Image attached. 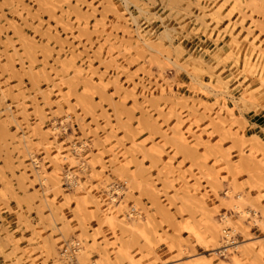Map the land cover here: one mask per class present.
I'll return each mask as SVG.
<instances>
[{
    "label": "rangeland",
    "instance_id": "rangeland-1",
    "mask_svg": "<svg viewBox=\"0 0 264 264\" xmlns=\"http://www.w3.org/2000/svg\"><path fill=\"white\" fill-rule=\"evenodd\" d=\"M262 133L264 0H0V264H264Z\"/></svg>",
    "mask_w": 264,
    "mask_h": 264
},
{
    "label": "built area",
    "instance_id": "built-area-1",
    "mask_svg": "<svg viewBox=\"0 0 264 264\" xmlns=\"http://www.w3.org/2000/svg\"><path fill=\"white\" fill-rule=\"evenodd\" d=\"M65 184L67 187L71 186L70 181H66ZM78 248H79V242L78 241H74L68 247L63 248L62 253H63V255H65L69 259L70 264H78V262L76 261V259L74 257L75 252L77 251Z\"/></svg>",
    "mask_w": 264,
    "mask_h": 264
},
{
    "label": "bare ground",
    "instance_id": "bare-ground-1",
    "mask_svg": "<svg viewBox=\"0 0 264 264\" xmlns=\"http://www.w3.org/2000/svg\"><path fill=\"white\" fill-rule=\"evenodd\" d=\"M84 165V164H83ZM71 178V177H70ZM69 178V179H70ZM71 180V179H70ZM238 207V206H237ZM219 229H220V227H219V225L215 228V231L217 230V231H219ZM216 231V232H217ZM225 231V230H224ZM226 232V231H225ZM227 235H229V233H226ZM201 238V237H200ZM202 240V239H201ZM239 245H235V247H238ZM235 255V254H234ZM198 262V261H197ZM195 264H197L196 262H195ZM198 264H201V263H199L198 262ZM203 264H211V263H209V262H207L206 260H205V262H203Z\"/></svg>",
    "mask_w": 264,
    "mask_h": 264
},
{
    "label": "snow or ice",
    "instance_id": "snow-or-ice-1",
    "mask_svg": "<svg viewBox=\"0 0 264 264\" xmlns=\"http://www.w3.org/2000/svg\"><path fill=\"white\" fill-rule=\"evenodd\" d=\"M25 79H27V78H25ZM261 135L264 136V133H262ZM230 144H231V141L229 140L226 143L222 142L221 146L223 147V146H227V145H230Z\"/></svg>",
    "mask_w": 264,
    "mask_h": 264
}]
</instances>
